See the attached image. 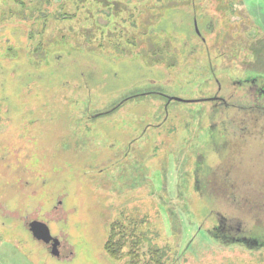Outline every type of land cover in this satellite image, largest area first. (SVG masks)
Returning a JSON list of instances; mask_svg holds the SVG:
<instances>
[{
    "label": "rangeland",
    "instance_id": "rangeland-1",
    "mask_svg": "<svg viewBox=\"0 0 264 264\" xmlns=\"http://www.w3.org/2000/svg\"><path fill=\"white\" fill-rule=\"evenodd\" d=\"M79 1L0 0V264H127L129 249L145 264H264V246L210 235L217 212L264 231V103L236 85H264V0H98L101 14ZM108 7L137 29L101 37L91 20L107 26ZM218 87L227 108L194 103ZM222 137L234 151L215 162ZM211 165L201 194L194 172ZM116 222L120 261L104 249Z\"/></svg>",
    "mask_w": 264,
    "mask_h": 264
},
{
    "label": "flooded vegetation",
    "instance_id": "flooded-vegetation-1",
    "mask_svg": "<svg viewBox=\"0 0 264 264\" xmlns=\"http://www.w3.org/2000/svg\"><path fill=\"white\" fill-rule=\"evenodd\" d=\"M213 30V29H212ZM199 36V35H198ZM201 38V37H200ZM201 42L204 43L205 39L202 37L201 38ZM248 77L251 76H247V78L245 77L244 80H241V82H237L236 85L238 87H240V89H238V91L241 93L242 89H245L247 92L252 93V96L254 97V101L252 104L253 107L255 109H259L261 110L263 107L261 106L264 103V85H259V77L257 76H253V78L248 79ZM220 90V88L218 87L216 89V94H214L212 97L210 98H197L196 101H194V103L196 102H201V103H211L212 107L215 109H222L224 107L227 108V103H228V99L227 98H222L219 94L218 91ZM261 104V105H260ZM253 107H249V109L253 108ZM246 110H248V107H241L235 111L237 112H241L244 111L246 112ZM243 126V123L241 124ZM250 138L247 137V141ZM264 144V142L262 143ZM218 148L215 149L214 152H212L211 156H214V160L213 161H218L221 158H224L226 155L230 154L231 151H234V145L232 147V145L226 141L223 140V137L220 138V140L218 141ZM245 148H242V151H244V154L246 153V151L249 149V141ZM240 146V145H239ZM241 147V146H240ZM233 153V152H232ZM245 157V155H244ZM198 161H196L197 163ZM218 164V163H217ZM214 165V164H213ZM201 166V168H199L200 173H198L199 175L197 176V172H194V186L197 188V190L201 193H207L208 192V188L211 185L210 184V179L211 178V174L209 172L210 168L213 166ZM199 167V166H198ZM256 167V166H255ZM203 171V172H202ZM261 172L262 174V178H261V182L262 184L264 183V172H262L260 169L258 170ZM253 173V172H252ZM222 175V174H221ZM225 175V177L229 178L230 176L228 174H223ZM222 179V177H221ZM248 182H250L249 180H247ZM246 181V182H247ZM259 181V182H260ZM246 185V188H250L248 186L252 185ZM223 186H221L222 188ZM238 189L239 185L236 186ZM242 187V186H241ZM240 189V188H239ZM257 190V188H255ZM253 191H256L254 189H251ZM201 193V194H202ZM225 215V214H223ZM223 215H221V213L217 212L215 214V218H216V226L212 228V230L210 231V235L214 238L217 239L218 241H229V242H234V243H241L244 245H252L254 247H260V246H264V231L263 229H260V225H258L257 227L253 228V227H249V226H241L239 227V224H237L238 222H235L234 219H230V218H226ZM250 220V219H248ZM251 220L257 221L255 220L253 217ZM237 225V226H235ZM263 232V233H262Z\"/></svg>",
    "mask_w": 264,
    "mask_h": 264
},
{
    "label": "trees",
    "instance_id": "trees-1",
    "mask_svg": "<svg viewBox=\"0 0 264 264\" xmlns=\"http://www.w3.org/2000/svg\"><path fill=\"white\" fill-rule=\"evenodd\" d=\"M91 3L97 4L96 10H98V11L96 14H101V12L104 10L100 6L101 2H99L98 0H91ZM73 4H75L77 6H81L82 3L79 0H75V3H73ZM77 9L79 10V9H81V7L77 8ZM106 9H113V7H111V8L108 7ZM114 14H111L112 15L111 19L113 21V24L107 28H109V32H110V30H112L111 33L115 32V31L118 32V34L120 33L117 37H119V36L122 37V35H121L122 33H121V31H119L118 27L121 23H123L124 25H126V24L129 25L130 20H127V19L121 20L120 15H116V14L114 15ZM88 16H89V14L85 13V17H86L85 21H88L87 20ZM62 17L66 18V16H64V15ZM68 17L73 18V20H74L76 18V15H72V16L70 15ZM130 18H133V16L128 17V19H130ZM89 20H90V18H89ZM91 21H92L91 25L96 30H98L100 28L99 24L94 20H91ZM82 24H83V22H82ZM114 25L116 27H113ZM83 27H85V26L83 25ZM102 31L103 30L101 29L100 30V36L102 35ZM100 46L101 45H98V47H100ZM125 235H127V234L123 230L121 223L116 222V223L111 225L107 241L104 245V249H105L106 254L112 260L120 261L123 258V256L121 255V251L126 244ZM138 243H139V240H135L134 242H132V246L135 247L136 245H138ZM125 256L129 257V259H128L129 261L127 264H145V263H140L139 254L134 249H129ZM160 263H161L160 257L157 255V253H155V252L151 253V258L147 264H160Z\"/></svg>",
    "mask_w": 264,
    "mask_h": 264
},
{
    "label": "water",
    "instance_id": "water-1",
    "mask_svg": "<svg viewBox=\"0 0 264 264\" xmlns=\"http://www.w3.org/2000/svg\"><path fill=\"white\" fill-rule=\"evenodd\" d=\"M26 230L30 233L34 241L43 243L48 249H50V251H53V252L56 251L57 243L55 239L51 236L49 228L45 223H42V222L28 223L26 225Z\"/></svg>",
    "mask_w": 264,
    "mask_h": 264
},
{
    "label": "crops",
    "instance_id": "crops-1",
    "mask_svg": "<svg viewBox=\"0 0 264 264\" xmlns=\"http://www.w3.org/2000/svg\"><path fill=\"white\" fill-rule=\"evenodd\" d=\"M105 11L107 12V13H105L104 14V17H106V18H108L109 19V21H108V25L107 26H104V27H102V26H100L101 28H104L103 29V31H102V35H101V37H104L105 36V34L106 33H108L109 32V28H107V27H109L110 25H112L113 24V21H112V19H111V14H116V10L115 9H105ZM122 12L123 13H132L131 12V9L130 8H126V9H122ZM117 13H118V11H117ZM133 13H134V11H133ZM114 14V15H115ZM131 16H133V14H131ZM130 17V16H129ZM130 19H132V20H130V22H129V25L128 24H126V25H124V26H128L129 28H131V29H134V27L137 29V22H138V20L137 19H134V18H130ZM115 23V22H114ZM113 27H116L115 25L113 26ZM135 30V29H134ZM112 30H110V32H111ZM116 32V31H115ZM118 33V32H117Z\"/></svg>",
    "mask_w": 264,
    "mask_h": 264
}]
</instances>
